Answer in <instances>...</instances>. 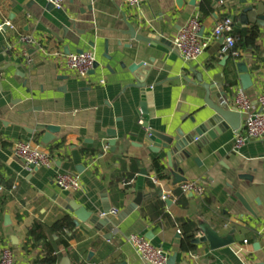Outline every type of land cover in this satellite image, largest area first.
Instances as JSON below:
<instances>
[{
	"label": "crops",
	"instance_id": "obj_1",
	"mask_svg": "<svg viewBox=\"0 0 264 264\" xmlns=\"http://www.w3.org/2000/svg\"><path fill=\"white\" fill-rule=\"evenodd\" d=\"M190 1L178 9L176 0H145L137 12L124 0H65L60 10L45 0H0V24L12 26L0 32V253L9 247L18 264H42L47 243L59 256L57 264L64 258L70 264H146L127 241L137 235L168 258L177 254L176 264H264V139L247 143L238 153L233 152L232 131L205 140L201 150L189 145L191 157L181 164L184 182L201 185L202 196L183 194L165 153H153L143 144V123L166 135L187 131L188 116L203 106V93L184 80L197 84L191 71L200 74L203 82L213 83L225 93L222 99L229 101L242 91L234 64L244 61L254 86L242 92L260 112L257 99L264 94V54L259 63L252 51L237 48L241 58L225 60L215 43L185 65L170 49L139 43L135 62L149 67L145 83L151 88L147 116H142L139 90L130 87L134 80L127 73L131 62L119 55L123 49L117 46L128 43L123 35L127 23L142 36L152 34L172 42L188 20L197 17L207 36L242 0H218L216 6L211 0L207 14L200 10L201 0H194V5ZM246 1L264 10V0ZM233 24L235 35L257 26L264 52V21L262 26ZM21 37L33 39L49 52L92 53L99 66L86 79L77 78L61 61L20 43ZM27 110L32 112L23 114ZM204 112L210 113L207 108ZM37 125L58 131L43 144L44 134L38 137L34 131ZM18 141L49 152L54 160L51 168L28 170L12 154L11 146ZM157 158L162 159L165 179L157 178L151 168ZM60 173L77 175L81 191L59 189L54 177ZM70 202L99 217L109 206L118 212L112 221L117 228L107 225L97 231L90 223H79L73 231L61 233L68 247L56 243L58 238L48 227L64 216L75 221L68 211ZM36 224L42 229L29 236ZM209 231L230 237L233 243L214 251L208 243L194 245L190 252L181 249L185 236L193 240Z\"/></svg>",
	"mask_w": 264,
	"mask_h": 264
},
{
	"label": "water",
	"instance_id": "obj_2",
	"mask_svg": "<svg viewBox=\"0 0 264 264\" xmlns=\"http://www.w3.org/2000/svg\"><path fill=\"white\" fill-rule=\"evenodd\" d=\"M185 0H176L177 8H181L183 2ZM233 2V0H231ZM195 1L191 0L190 5H194ZM218 3V0H215V5ZM239 6H244L242 9L237 10ZM49 7L52 8L51 5ZM227 7V6H226ZM228 8V7H227ZM236 10V11H235ZM261 6L254 9L252 6L247 5L246 0L239 1L237 5H233L230 8L231 14L228 15L232 22L237 24V28L246 27L249 24H257L259 26L263 25L264 21V12ZM235 12V13H234ZM127 23V22H126ZM202 34V31L201 33ZM123 35L128 37V43L125 45H121V43H117L118 47H122L123 51L119 55L127 58L131 64L127 67V73L132 76L134 83L130 85L135 89L139 90L140 94V110L143 117L147 116V103L151 98V88L147 87L145 83L146 76L149 72V67L144 62L136 63V57L139 53L138 44L143 43L145 45H156L166 49L173 50L172 42L160 38L155 37V35H147L142 36L138 34L134 27L127 23V31L123 33ZM64 52L67 54V48L64 49ZM175 52V51H174ZM33 51H29V55L32 54ZM78 54L83 53L81 50L77 51ZM143 53L140 52V55ZM108 60L111 57H106ZM228 57L225 58L227 60ZM24 65L28 67V63L24 62ZM99 64L95 61L93 65V71L98 68ZM120 66L124 69V65L120 64ZM235 71L238 75V81L242 91H247L254 86L253 79L251 74L248 71L247 65L244 61H240L234 64ZM30 69H33V65L29 66ZM194 74V77L197 81V84H194L189 79L184 78L187 83L191 85H196L200 91L203 93V106L200 107L194 114L188 116L187 120H189V124L187 126V131L183 130L175 131L174 135H166L162 133H158L156 131L148 129L146 123L142 124V129L145 132V139L143 144L150 148L153 153L158 154L160 151L165 153L167 167L174 171L173 176L174 179L178 183H183L185 180L183 178V170L181 168V164L185 159L191 157V153L186 150L189 145H195L197 149L201 150V143L205 140L212 139L214 140L217 135H221L226 131H236L239 129L241 124V117L238 113L228 110L223 106L222 99L225 96L223 91H218V88L213 83H205L203 82L202 76L191 71ZM17 76L23 78V73H16ZM65 79V78H63ZM208 109L210 111L209 114H205L204 110ZM32 110H27L23 114H29ZM37 136L43 135L42 143L47 144L52 140V135L57 133L58 128L53 126H42L37 125L34 129ZM110 134V133H109ZM112 136L115 133H111ZM197 139V141H195ZM111 147H113L114 142L111 141L109 143ZM113 150V148L111 149ZM176 157V158H175ZM160 162L162 159L157 158ZM197 163V160H195ZM77 171L81 170V167H76ZM250 181V179L248 180ZM140 197L139 195L137 196ZM238 201L242 204V206L246 209V211H250L247 204L244 202L240 195H236ZM167 204L168 202L165 201ZM68 211L75 218L74 225L76 227L79 226V223L85 224L90 223L93 225L94 229L97 231H101L107 225H111L112 227H116L112 222L113 217L108 213L110 211V207L106 206L103 209V214L106 217L101 218L97 215H92L88 211H86L82 206L78 205L75 202H70L68 206ZM7 216L4 217V220L7 221ZM12 240V239H11ZM13 241V240H12ZM209 244V248L211 251L228 247L233 241L230 237L228 238H220L215 232L209 231L203 236L193 239L192 244L197 246L199 244ZM177 254L170 256L166 262V264H176ZM60 264H70L67 258L62 259ZM180 264H188L186 261Z\"/></svg>",
	"mask_w": 264,
	"mask_h": 264
},
{
	"label": "built area",
	"instance_id": "obj_3",
	"mask_svg": "<svg viewBox=\"0 0 264 264\" xmlns=\"http://www.w3.org/2000/svg\"><path fill=\"white\" fill-rule=\"evenodd\" d=\"M145 0H124L125 4L130 8L138 9ZM54 9H62L65 0H45ZM5 27L12 28L9 22L0 24V32ZM234 24L230 18H225L218 22L212 32L203 36L201 33V23L197 17H192L178 31L175 39L172 41L173 50L178 54L181 61L188 65L197 60L208 49L211 44L219 43V55L239 60L241 53L236 48V35L234 34ZM19 42L34 46L39 53L45 57H51L61 61L65 69L75 75L77 78L86 79L93 71L95 57L92 53H73L64 55L61 52H49L41 44L29 37L19 38ZM1 77V67H0ZM103 84V82H101ZM260 112H255L250 101L241 90L237 91L231 100L223 101V106L231 111L238 113L242 123L238 130L233 132V152L238 153L242 147L251 141L264 139V94L257 99ZM197 139H195L196 141ZM14 158L21 161L28 170L34 168L49 169L54 163L49 152L43 151L31 142L18 141L11 146ZM55 185L63 191L77 192L81 191L82 186L77 175L70 173H60L54 177ZM156 183V181H155ZM183 194H191L202 196L204 189L197 182H183L180 184ZM162 199L166 196L162 195ZM110 216L117 217L116 210H110ZM101 218L106 217L105 214L100 215ZM68 233V230H64ZM128 243L132 245L138 257L146 264H166L168 260L167 254L159 247L153 246L147 239L137 235H131L127 238ZM0 264H18L14 254L9 247L4 248L0 253Z\"/></svg>",
	"mask_w": 264,
	"mask_h": 264
},
{
	"label": "trees",
	"instance_id": "obj_4",
	"mask_svg": "<svg viewBox=\"0 0 264 264\" xmlns=\"http://www.w3.org/2000/svg\"><path fill=\"white\" fill-rule=\"evenodd\" d=\"M211 0H201L200 2V10L207 14L209 11H211L210 7ZM236 48H238L241 51L250 50L253 52V54L256 55V59L259 63L263 62V50L259 43L260 38V30L257 26H252L249 29L245 31H239L236 34ZM232 59V58H230ZM161 162L158 159H155L152 164L151 168L156 173L157 178L159 179H165L166 176L164 175V168L160 164ZM74 222L69 216H64L60 218L59 220L55 221L52 225L48 227V230L54 234L58 241L56 243H59L63 245L64 247H68L67 241L61 238V233L63 230L73 231L74 230ZM41 228L40 225L36 224L33 226V228L29 231V236H31L35 231H39ZM40 239L43 236H38ZM45 254L40 261L42 264H57L59 261V256L56 254V250L53 249L49 244H45ZM194 248V245L192 244V236L187 235L185 236V239L183 240L181 244V249L184 251H192Z\"/></svg>",
	"mask_w": 264,
	"mask_h": 264
}]
</instances>
